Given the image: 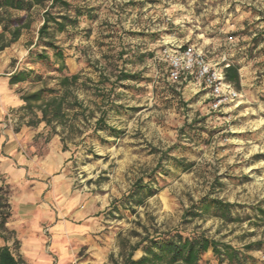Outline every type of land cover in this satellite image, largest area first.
Returning a JSON list of instances; mask_svg holds the SVG:
<instances>
[{
    "label": "rangeland",
    "instance_id": "obj_1",
    "mask_svg": "<svg viewBox=\"0 0 264 264\" xmlns=\"http://www.w3.org/2000/svg\"><path fill=\"white\" fill-rule=\"evenodd\" d=\"M68 2V11L59 5L51 10L72 19L77 7L83 12L64 33L52 30L64 51L63 74L52 50L46 49L49 64L29 55L44 50L35 46L42 8L30 11V29L0 52L11 60L10 70L31 71L27 81L16 85L20 95L44 86L58 90L64 74L81 76L68 103L77 98L84 110L68 109L63 125L36 124L41 113L35 109H21L12 121L6 119L14 131L46 126L28 145V157L33 152L43 158L59 140L68 157L61 173L104 215L114 249L108 264H125L137 243L143 247L147 243L142 240L175 231L184 237L205 233L247 254L244 264H263L264 219L255 208L264 209V0ZM9 38L6 33L4 40ZM188 48L202 52L223 73L229 64L240 67L241 89L233 86L239 98L230 109L214 112L208 90L193 76L171 78L164 51ZM121 72L138 79L119 82ZM100 118L109 129L98 128ZM139 182L155 195L142 206L119 202L116 209L115 202ZM15 191L0 189V220L8 217V199ZM205 198L233 204L239 221L224 222L213 211L192 216L193 210L202 212L199 203ZM249 244L255 245L246 252ZM142 256L140 249L134 260ZM200 264L219 263L208 253Z\"/></svg>",
    "mask_w": 264,
    "mask_h": 264
},
{
    "label": "crops",
    "instance_id": "obj_2",
    "mask_svg": "<svg viewBox=\"0 0 264 264\" xmlns=\"http://www.w3.org/2000/svg\"><path fill=\"white\" fill-rule=\"evenodd\" d=\"M0 60V189L19 190L8 199L0 247H9L23 264H108L114 249L104 215L61 173L68 157L59 140L43 158L33 152L28 157V145L46 126L14 131L6 123L25 103L10 84L16 71L11 60L5 53Z\"/></svg>",
    "mask_w": 264,
    "mask_h": 264
},
{
    "label": "trees",
    "instance_id": "obj_3",
    "mask_svg": "<svg viewBox=\"0 0 264 264\" xmlns=\"http://www.w3.org/2000/svg\"><path fill=\"white\" fill-rule=\"evenodd\" d=\"M60 6L65 10H69L72 6L68 0H0V11H3L7 16L0 13V26L3 31L0 34V40L3 43L0 46V52L10 47L20 40L24 30H29L31 23L29 21V13L39 7L44 10L43 23L38 30L37 43L35 46H42L43 52L30 51V58L36 63H50L51 58L46 53V49L54 52V63L59 65V72L67 69L65 63L64 51L57 44L52 30L58 33H64L71 25L77 24L78 18L83 15L81 8L77 7L76 18L72 19L68 14L55 16L51 10L56 6ZM9 10L25 12L23 16H13ZM8 33L10 38L5 41V34ZM29 72H15L10 77V84L15 86L27 81ZM226 81L232 84L236 89H241L240 67L234 64H229L224 69ZM80 75H62L58 81V90L48 89L43 87L30 94H22L21 99L24 101V110H37L41 113V118L36 122L46 123L48 127L58 121L59 125H63V120L66 118L68 109L84 110L75 98L73 103H68V96L72 94L71 88H76L80 82ZM136 74L121 72L117 81H136ZM173 93H175L173 91ZM98 128L109 129L104 123L103 118L97 122ZM57 134V132H55ZM64 146V150H65ZM153 188L148 185H143L142 182L137 183L129 196L124 197L120 201L115 202V208L120 202L123 205L134 203L136 206H142L146 199L155 195ZM199 208L202 212H191L192 216H200L203 213L213 211L215 217L227 223L239 221L232 214L233 204L224 202L219 199L205 198L199 203ZM118 209V208H116ZM259 217L264 219V209L261 206L255 208ZM4 218L2 224L5 222ZM147 244L142 247L143 242L137 243L130 250V254L126 259L125 264H200L206 254L212 253L219 264L228 262L230 264H244L248 259L247 254L235 249L232 245L217 241L206 236L205 233L194 234V236L184 237L178 231L167 233L159 237H148L145 240ZM255 244L244 246L246 252L253 249ZM142 247V248H141ZM142 249L143 256L139 260H134L136 251ZM0 264H23L22 260L17 258L9 247H0Z\"/></svg>",
    "mask_w": 264,
    "mask_h": 264
},
{
    "label": "built area",
    "instance_id": "obj_4",
    "mask_svg": "<svg viewBox=\"0 0 264 264\" xmlns=\"http://www.w3.org/2000/svg\"><path fill=\"white\" fill-rule=\"evenodd\" d=\"M230 39L233 40V38ZM164 55L169 59L172 79L177 80L183 74L193 76L208 90L211 109L214 112H222L225 108L230 109L238 100L239 94L233 85L226 81L223 72L206 60L202 52L195 48H188L175 54L165 50ZM262 263L264 264V255Z\"/></svg>",
    "mask_w": 264,
    "mask_h": 264
}]
</instances>
